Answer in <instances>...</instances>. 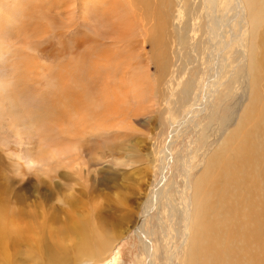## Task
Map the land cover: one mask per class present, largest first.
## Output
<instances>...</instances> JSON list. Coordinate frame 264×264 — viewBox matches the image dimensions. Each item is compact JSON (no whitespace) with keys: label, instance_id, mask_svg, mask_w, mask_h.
Returning <instances> with one entry per match:
<instances>
[{"label":"rangeland","instance_id":"374dc122","mask_svg":"<svg viewBox=\"0 0 264 264\" xmlns=\"http://www.w3.org/2000/svg\"><path fill=\"white\" fill-rule=\"evenodd\" d=\"M18 4L17 16L10 10L0 16V205L10 219L0 264H165L167 253L179 246V237L166 245L162 230L170 222L176 227L180 219L183 165L193 183L198 168L209 160L205 154L224 132L235 128L240 114L247 93L246 83L241 84L247 74L240 61L241 52H246L245 29L230 23L235 35L228 36L224 50L230 66L227 82L211 95L210 108L193 112L191 119L183 120L185 125L175 128L189 109H195V95L200 105L205 102L207 80L217 73L216 45L211 47L208 31L215 17L206 18L204 0H18ZM125 18L138 23L132 33L118 24ZM96 20L114 27L100 28ZM125 57L131 61L123 63ZM135 70L144 76L145 99L125 108L131 129L111 128L116 124L113 99L111 108L104 110L105 132L94 134L92 126L102 119V111L92 108L91 100L98 102L108 85L112 97L116 83L131 80ZM105 71L112 75L108 83L96 77ZM189 88L192 100L186 95ZM84 115L91 118L82 120ZM69 121L81 138L77 155L73 159L65 155L53 166L32 165L29 160L37 146L64 141L61 132ZM161 169L169 183L165 192ZM159 191L161 202L151 201L141 219L145 200ZM259 208L255 264L264 263L263 201ZM51 217L57 221L50 229L52 239L46 234ZM45 221L43 230L39 224ZM97 221L110 232L109 238H120L100 261L77 263L79 234L70 240L59 229L72 225L83 232ZM32 226L43 235H34ZM59 245L67 247L65 255L48 252ZM195 247L189 242L182 247L179 264L189 263Z\"/></svg>","mask_w":264,"mask_h":264},{"label":"bare ground","instance_id":"6f19581e","mask_svg":"<svg viewBox=\"0 0 264 264\" xmlns=\"http://www.w3.org/2000/svg\"><path fill=\"white\" fill-rule=\"evenodd\" d=\"M204 3L206 18L209 20V15L215 17L208 26V31L212 40H209L211 47L213 48L216 45L214 56L217 59L215 63L217 73L213 75L212 79L207 80L209 89L205 96V102L200 105V100L195 95L193 99L195 109H189L191 112H186L182 120L176 123L175 128L177 125H182L184 119H191L193 112L199 114L198 111L205 108L208 110L211 105V95L219 93L226 84L225 75L229 72L230 66L226 63L224 50L228 36L233 38L235 35L230 27L231 22H235L238 29L243 27L247 33L245 43L243 40V48L246 52H241L244 60H240L243 70L247 74L246 79L241 84L246 83L247 93L244 94L240 114L235 121V128L231 129L230 132H224L215 142L213 150L205 154L209 156V160L206 162L207 166L203 163L198 168L200 173L193 183L188 181L190 179L188 166L183 165L184 177L182 182L184 190L181 193L179 192L178 195L180 196L181 206L179 210L180 219L176 223L179 230H176L172 222H170V227H164L165 230H162L166 245L167 241L173 243L179 237V246L174 245L173 250L167 253L168 261L165 264H179L178 256L187 242H189V246L196 243L188 264H255L258 255L253 239L257 227L256 223L259 219L256 217V212L260 210L259 206L262 201L264 203V113L262 114L264 110V0H204ZM18 7H20L18 0H0V16H3V13L9 10V12H13L11 16H14V12ZM93 19L95 18L93 17ZM132 19L125 18L122 19L121 23H118L123 25L125 33L138 28V23ZM103 20H100L99 24L96 20L95 23L100 28L104 25L110 28L113 26L112 22ZM14 26H17V21L14 22ZM124 59L123 63L131 61L129 57ZM236 59H240L239 53ZM119 64L121 63L114 65ZM116 70V68L112 69L114 74H116ZM132 71L123 70L122 73ZM106 74L107 71L97 74L96 77L101 78L103 81L106 80L108 83L109 77L112 75ZM126 75L129 76L130 74ZM143 78V74L135 70V73L130 76L131 80L116 83V88L121 84V89L115 88L112 97L108 95V93H111L108 85L106 94L103 93L98 102H95L94 98L91 100L92 108L96 107L102 111V119L92 126L94 134L95 132L100 134L105 132L107 114L104 110L108 107L111 108L110 104L113 99H115V105L112 109L116 115V124L113 123L111 128H118L115 129L118 130L116 132H121V129L122 131L131 129V125L127 124L128 112L126 114L125 108L129 103L141 104L145 99ZM191 90L186 91L189 100L193 98ZM78 101L81 102L82 99ZM90 118L91 115L86 117L84 115L82 120H89ZM119 118H123V120ZM183 124L185 125V122ZM195 126L198 127L197 124ZM60 128L58 127V129ZM61 134L64 141L60 145L53 143L45 148L37 146L36 153L30 157V163L34 165L47 162V165L53 166L60 163L62 157L68 154L73 159L74 154L77 155L79 151V142H81V138L75 135L74 123L69 121L67 128ZM94 134L93 138L95 139ZM120 134L118 133V135ZM51 137L55 139L56 136L52 134ZM159 172L161 178L163 177L166 181L165 187L161 188L165 192L169 183L162 169ZM260 172H263L262 176H260ZM161 191L154 198L150 197L145 200L141 219L144 215L146 216L151 201L161 202ZM187 191L189 193L186 194ZM168 209L171 214L175 212L169 205ZM2 210L4 209L0 205V246L3 244L4 236L9 232L8 225L10 224L9 216L3 214ZM55 219L52 217L47 219L48 227H46V221L39 224L40 227H44L43 230L46 227V234L50 239L53 236L50 229L57 222ZM98 221L93 222L91 227H86L83 232H77V228L72 225H66L64 228L59 229L62 237L67 234L70 240L75 239L76 234H79L77 237L79 242L76 245L79 254V258L76 260L77 263L95 261V259L100 261L119 240L120 237L109 238L110 232ZM32 227V233L37 235L38 238L43 235L42 233L36 234L34 227ZM150 236H152V231ZM48 252L59 257L66 254L67 247L63 245L51 246L48 248Z\"/></svg>","mask_w":264,"mask_h":264}]
</instances>
